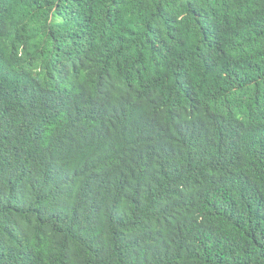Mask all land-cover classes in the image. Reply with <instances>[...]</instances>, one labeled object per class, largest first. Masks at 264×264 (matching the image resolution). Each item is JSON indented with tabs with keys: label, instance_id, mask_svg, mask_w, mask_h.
I'll use <instances>...</instances> for the list:
<instances>
[{
	"label": "trees",
	"instance_id": "obj_1",
	"mask_svg": "<svg viewBox=\"0 0 264 264\" xmlns=\"http://www.w3.org/2000/svg\"><path fill=\"white\" fill-rule=\"evenodd\" d=\"M0 264H264V0H0Z\"/></svg>",
	"mask_w": 264,
	"mask_h": 264
}]
</instances>
